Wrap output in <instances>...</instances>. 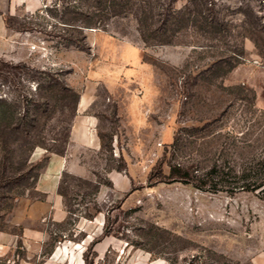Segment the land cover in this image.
I'll use <instances>...</instances> for the list:
<instances>
[{
  "label": "rangeland",
  "instance_id": "1",
  "mask_svg": "<svg viewBox=\"0 0 264 264\" xmlns=\"http://www.w3.org/2000/svg\"><path fill=\"white\" fill-rule=\"evenodd\" d=\"M191 1L172 2L191 9ZM213 1L226 33L188 28L169 43L139 29L138 0L103 28H84L80 47L62 43L64 33L78 34L62 23L74 15L63 6L74 0H40L30 12L19 7L5 16L0 160H38L46 147L67 153L78 101L64 97L63 86L93 96L84 114L96 117V137L112 135V142L110 150L76 148L82 173L40 176L11 201L0 264H264L262 193L147 179L154 168L168 173L179 163L203 184L215 162L228 175L212 181L231 186L229 167L251 165L264 141V33L242 28L255 15L264 21V0ZM237 49L243 54L234 68L208 73L213 59ZM235 85L241 88L224 89ZM227 130L254 147L232 143ZM110 172L126 188L115 187ZM61 178L65 197L57 192Z\"/></svg>",
  "mask_w": 264,
  "mask_h": 264
},
{
  "label": "trees",
  "instance_id": "2",
  "mask_svg": "<svg viewBox=\"0 0 264 264\" xmlns=\"http://www.w3.org/2000/svg\"><path fill=\"white\" fill-rule=\"evenodd\" d=\"M134 1L136 0H74L73 3H66L63 6L64 13L72 12L74 15L70 18L64 19L62 21L63 26L76 28L77 30L75 31H77L78 34L73 35L64 33L62 36V43L64 45H74L77 47L83 46L85 35L82 30L84 28H103L111 17L125 14L131 10ZM138 1H142L136 14L139 29L149 28V30L153 32L152 36H155V40L159 43L171 42V38L174 35L181 30L188 28L213 35L227 32L226 24L214 11L213 0H192L191 9L175 7L172 2L173 0ZM87 10H90L89 13H86ZM80 15H82V17ZM252 24V27H250L244 23L242 28H245L247 31L253 30V32L258 31L264 33V21L262 22L258 19V16L255 15V20L252 21ZM242 54L243 50L237 49L236 51H230L227 55H220L211 61L206 70H208V73L211 76L222 77L242 60ZM240 88L241 86L239 85L224 87L225 90L230 91ZM62 90L64 92V97L72 96L78 101V92L67 86H63ZM207 134H209V132ZM224 134L226 138L232 140V143L240 142L245 144L244 147H254L251 143H247L246 139H241L244 138V136L237 137L233 131L227 130ZM65 137L68 139L69 132L65 134ZM178 138L181 137H176L172 145L178 142ZM99 142L100 148L110 150L112 135H109L105 142L103 141L102 136L99 135ZM259 144H261L259 145V151L255 153V157L253 156L254 159L251 165L243 166L240 170L229 167L233 177L236 178L234 185L231 186L227 185L222 187L223 185L219 186L217 181H212V178L215 176L217 177L220 175L222 177V175H228L227 172H224V169L228 168V166H218L215 162L212 164L211 171L206 173V176L211 178L209 181L204 182V185L193 183V179L190 177L194 169L192 166H181L179 163H171L168 173H164L160 168L156 167L148 174L147 179L152 180L155 178V180L159 182L181 181L192 184L197 188H205L209 191H257L258 193H262L261 198L264 200V141ZM33 145H35V143H33ZM234 146L237 145L234 144ZM240 147L244 148L243 146ZM51 153L62 155L63 150L46 147V151L40 159L28 160L27 158L19 162L17 165L13 163L7 164L4 160H0V231L4 228L2 218L4 213L9 210L11 201L16 197L23 195L25 190L29 188L35 189L37 180L39 179L42 170L45 168ZM120 168L121 166L116 167L117 170ZM99 183L100 182L98 181L97 185ZM62 184L63 179L61 178L58 182L57 192L62 197H65V193L62 190ZM106 184L111 185V181L107 180ZM96 190L97 186L95 185L94 191ZM20 243L21 242L18 241V245Z\"/></svg>",
  "mask_w": 264,
  "mask_h": 264
},
{
  "label": "crops",
  "instance_id": "3",
  "mask_svg": "<svg viewBox=\"0 0 264 264\" xmlns=\"http://www.w3.org/2000/svg\"><path fill=\"white\" fill-rule=\"evenodd\" d=\"M40 6V0H0V52H2L6 35H8L7 28L4 23L6 15L13 14L16 9L22 7L26 12ZM93 101V96L90 93H81L77 103L78 114L74 119V123L70 130V140L68 143L67 153L58 155L55 153L50 154L49 160L40 176L54 177L58 179V175L63 170H70L76 173H82L79 164L77 166L75 158L76 148H92L98 149L100 147L99 139L93 132V125L96 124V117L91 114H84L90 107ZM92 128V129H91ZM110 180L115 187L117 185L126 188V182L123 176L118 172L109 173ZM40 178V177H39ZM39 180V179H38Z\"/></svg>",
  "mask_w": 264,
  "mask_h": 264
}]
</instances>
